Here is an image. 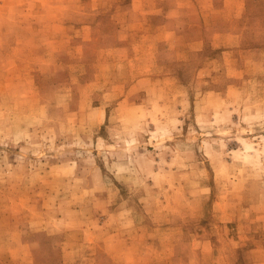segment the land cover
Returning <instances> with one entry per match:
<instances>
[{
    "label": "rangeland",
    "instance_id": "1",
    "mask_svg": "<svg viewBox=\"0 0 264 264\" xmlns=\"http://www.w3.org/2000/svg\"><path fill=\"white\" fill-rule=\"evenodd\" d=\"M261 246L264 0H0V264Z\"/></svg>",
    "mask_w": 264,
    "mask_h": 264
},
{
    "label": "crops",
    "instance_id": "2",
    "mask_svg": "<svg viewBox=\"0 0 264 264\" xmlns=\"http://www.w3.org/2000/svg\"><path fill=\"white\" fill-rule=\"evenodd\" d=\"M146 1L147 0H137V2L143 3V4H145ZM174 1L177 4V6H180L182 0H174ZM196 3H197V1H196ZM206 4L207 3L200 4V6H198V8H197V7H195V4L192 3V5L194 6V9L190 5H188V9H189V11H192V12L195 11V13L198 14L199 10H202V9H199V7H206L207 6ZM210 4H212V3H210ZM225 35H226V37H229V39H227L226 42H229L232 44L239 43V39L237 38L236 33L226 32L225 30H223V36H225ZM226 37H224V38H226ZM233 40H235V43L232 42ZM157 250H159L158 247H157V249H155V251H157ZM155 251H153V252H155ZM153 252H148V251L143 252L141 254V257H139V259L135 260L134 262L137 264H155L156 259H154V257H156V254L155 253L153 254ZM240 256H241V260H242L241 264H264V246H261L259 248L253 247L251 249H248V248L242 249L240 252ZM180 264H182V263H180Z\"/></svg>",
    "mask_w": 264,
    "mask_h": 264
}]
</instances>
